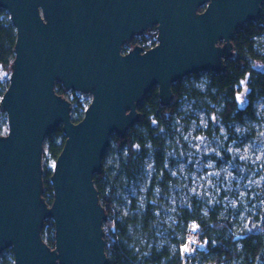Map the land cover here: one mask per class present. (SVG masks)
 Segmentation results:
<instances>
[{
  "label": "water",
  "instance_id": "obj_1",
  "mask_svg": "<svg viewBox=\"0 0 264 264\" xmlns=\"http://www.w3.org/2000/svg\"><path fill=\"white\" fill-rule=\"evenodd\" d=\"M264 0H0L14 29V58L0 99L7 133L0 135V253L13 264H107V219L93 183L112 134L124 137L137 106L154 88L162 105L171 85L191 73L225 70L231 38L255 21ZM204 6L202 11L199 8ZM156 28V44L134 35ZM89 93L78 119L55 92ZM60 127L52 201L43 196L45 138ZM54 247L41 235L46 219Z\"/></svg>",
  "mask_w": 264,
  "mask_h": 264
},
{
  "label": "trees",
  "instance_id": "obj_2",
  "mask_svg": "<svg viewBox=\"0 0 264 264\" xmlns=\"http://www.w3.org/2000/svg\"><path fill=\"white\" fill-rule=\"evenodd\" d=\"M263 33L262 16L255 21L247 22L237 29L231 38L233 53L226 60L224 71L218 73L207 71L205 85L201 89L184 85L180 81L173 83L171 100L166 105L160 103L157 89L154 87L137 106L139 118L124 137L116 134L110 136L112 146L109 153L117 158L116 174L122 173L131 178L139 171L147 156L152 160V174L148 182L144 208L124 220L117 219L118 211L114 206L116 188L107 174L108 165H105L107 154L102 159L101 171L93 176L99 201L107 216L102 225L107 264H264L262 205L254 217L257 222L252 223L250 219L246 227L238 231L232 230L231 218L222 215L220 209H211L204 215L195 201L192 202L191 208L177 205L176 211L172 212L170 227L173 232L169 236L170 239L158 244L154 235L157 226L155 214L157 206L151 193L158 188L161 195L166 194L171 183L169 168L177 157L168 156L167 150L171 148L176 156L178 154L174 120L183 97L194 98L198 106L207 113L218 114L229 132L232 131L231 127L235 121H241L244 117L254 118L252 103L264 97V55L256 46V37ZM137 40L144 42L147 37L142 36ZM14 41L15 33L8 14L0 8L1 72L8 74L11 72ZM7 85L8 81L0 91V99ZM55 92L62 96L66 90L57 82ZM74 101L77 106H82L79 97H75ZM242 104L245 108L240 107ZM80 119L81 117L72 121L78 122ZM5 121L6 116L0 110V125ZM44 142L49 156L54 161L64 142L61 128L58 127L54 133L48 135ZM222 154L225 158H230L223 151ZM233 161L238 162L236 159ZM51 173L52 169H46L42 174V196L48 204L52 201ZM191 223H196L197 229H194V234L202 244L196 248L197 253L189 257L187 253L183 254L182 248L186 245L184 236L189 232L187 228ZM41 235L47 245L53 248L54 228L51 219L44 221ZM0 264H13L12 252L2 256Z\"/></svg>",
  "mask_w": 264,
  "mask_h": 264
},
{
  "label": "rangeland",
  "instance_id": "obj_3",
  "mask_svg": "<svg viewBox=\"0 0 264 264\" xmlns=\"http://www.w3.org/2000/svg\"><path fill=\"white\" fill-rule=\"evenodd\" d=\"M262 5L258 17L264 18ZM203 8L204 6L200 7L199 11ZM154 34L156 28L152 27L140 35H134L129 44L122 46L121 53L127 52L134 45L140 46L143 51L149 49L156 44ZM142 36L147 37V40L144 42L137 40ZM256 46L264 55V33L256 37ZM206 73H191L179 81L184 85L201 89L205 85ZM8 78V73L0 71V91ZM64 97L70 102V113L77 118L83 116L84 106L86 107L91 100L89 93L71 90H66ZM75 97L82 100V106L76 105ZM240 107L245 108L244 104ZM252 108L255 111L254 118L244 117L241 121H235L231 127L232 131L229 132L218 114L207 113L198 106L194 98L183 97L180 100L174 120L178 154L176 156L171 148L167 150L168 156L177 157L169 168L172 180L166 194L161 195L158 188L151 192L153 202L157 206L155 212L157 226L154 233L156 243L162 244L170 239L169 236L173 232L170 227L172 212L176 211L177 205L191 208L193 201L204 215L211 209H220L222 215L231 218L234 231L246 227L250 219L252 223L257 222L254 217L260 205L264 207V97L255 100ZM6 133L5 121L0 125V135ZM111 146L112 142L109 139L105 165H108L109 180L116 188L114 206L118 211L117 219L124 220L144 208L148 182L152 174V160L147 156L139 171L131 178L122 173L116 174L117 158L109 153ZM222 151L230 158H225ZM233 159L238 162H234ZM53 163L44 142L42 174L46 169H52ZM187 229L189 232L184 236L186 245L182 251L191 257L197 253L196 248L202 243L194 234V229H197L196 223H191ZM11 252L10 248L3 250L0 258Z\"/></svg>",
  "mask_w": 264,
  "mask_h": 264
}]
</instances>
